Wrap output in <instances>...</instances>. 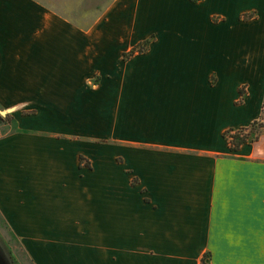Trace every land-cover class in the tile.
I'll use <instances>...</instances> for the list:
<instances>
[{"label": "crops", "instance_id": "0c3cea01", "mask_svg": "<svg viewBox=\"0 0 264 264\" xmlns=\"http://www.w3.org/2000/svg\"><path fill=\"white\" fill-rule=\"evenodd\" d=\"M263 101L264 0H113L88 25L0 0V218L25 264H264V136L225 138Z\"/></svg>", "mask_w": 264, "mask_h": 264}, {"label": "rangeland", "instance_id": "374dc122", "mask_svg": "<svg viewBox=\"0 0 264 264\" xmlns=\"http://www.w3.org/2000/svg\"><path fill=\"white\" fill-rule=\"evenodd\" d=\"M47 7L58 11L65 17L76 21L78 23L82 22L84 25L92 24L95 18L103 13V11L109 7L113 0H40ZM93 81L94 83H96ZM245 95V91L243 90ZM0 110H5L0 108ZM10 115V114H9ZM7 115L0 123V139L7 134L14 133L16 131V126L13 119L8 118ZM1 121V120H0ZM85 165H90V163H85ZM133 178V177H132ZM133 181V179H132ZM0 240L5 245V248L9 255L12 257L15 264H25L22 258L23 254L20 251L18 241L14 235L8 230L6 223L0 218Z\"/></svg>", "mask_w": 264, "mask_h": 264}, {"label": "trees", "instance_id": "16d2710c", "mask_svg": "<svg viewBox=\"0 0 264 264\" xmlns=\"http://www.w3.org/2000/svg\"><path fill=\"white\" fill-rule=\"evenodd\" d=\"M251 16H245L250 18ZM151 43V39L146 40L132 48L129 52L124 53V59L128 60L136 53L145 52ZM242 102V100H241ZM8 118L13 119L12 115ZM5 120H1L2 123ZM264 136V101L261 107V113L258 119L253 121L249 126L238 129H230L225 132V138L229 141L232 151H238L240 147L247 143H254ZM81 162L86 161L83 157L80 158ZM88 163V162H87Z\"/></svg>", "mask_w": 264, "mask_h": 264}, {"label": "water", "instance_id": "95a60500", "mask_svg": "<svg viewBox=\"0 0 264 264\" xmlns=\"http://www.w3.org/2000/svg\"><path fill=\"white\" fill-rule=\"evenodd\" d=\"M11 112L12 110L9 109L0 110V120H2L4 117L9 115ZM0 264H15L1 240H0Z\"/></svg>", "mask_w": 264, "mask_h": 264}]
</instances>
